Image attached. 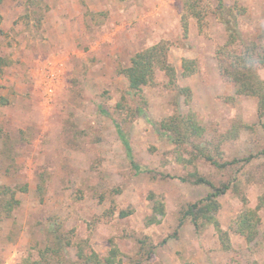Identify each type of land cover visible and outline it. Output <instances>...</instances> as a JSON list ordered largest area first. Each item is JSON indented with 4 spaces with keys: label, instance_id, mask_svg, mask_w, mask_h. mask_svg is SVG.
<instances>
[{
    "label": "rangeland",
    "instance_id": "1",
    "mask_svg": "<svg viewBox=\"0 0 264 264\" xmlns=\"http://www.w3.org/2000/svg\"><path fill=\"white\" fill-rule=\"evenodd\" d=\"M204 1L212 10L204 33L190 18L184 38V0H0V56L12 61L0 77V97L8 100L0 106V185L28 186L16 195L20 203L10 217L0 220V264L35 259L51 239V226L73 230L74 243L88 239L100 257L114 245L120 264H264V209L257 211L260 224L252 240L230 228L264 193V118L257 117L255 97L235 96L215 55L234 29L243 41L264 47V0ZM219 1L225 7L221 19ZM100 2L103 8L94 10ZM160 41L170 47L176 85L190 92L178 94L157 71L155 85L143 88L139 109L127 99V82L118 71ZM182 59L195 60L197 71L182 76ZM51 71L55 80L49 84ZM257 74L264 81V66ZM120 101L124 109L117 111ZM176 111L194 114L204 135L192 141L211 142L207 148L216 160L249 161L219 170L195 156L188 164V149L177 157L174 144L156 128ZM113 121L134 161L153 173H134ZM193 172L229 185L217 198L216 214L229 250L211 225L197 232L185 218L177 229L181 212L209 191L178 180H189ZM149 193L164 205L158 224L146 225ZM121 211L130 214L121 218ZM74 253L75 247L68 249L71 264Z\"/></svg>",
    "mask_w": 264,
    "mask_h": 264
},
{
    "label": "trees",
    "instance_id": "2",
    "mask_svg": "<svg viewBox=\"0 0 264 264\" xmlns=\"http://www.w3.org/2000/svg\"><path fill=\"white\" fill-rule=\"evenodd\" d=\"M183 15L180 18L183 37H187L188 20L191 18L195 21L198 31L204 33L206 26V17L211 14L210 4L204 0H184ZM224 4L219 1L217 5V14L221 19L224 13ZM229 14H233L228 9ZM241 46L236 49L234 45ZM169 45L165 41H160L155 45L136 52L131 58L129 65L118 71V74L124 76L127 82L126 97L128 100L135 102L139 109L144 102L143 88L152 87L155 85V74L161 71L167 78V86L173 88L178 94L189 93L188 88H181L176 85V72L172 65L168 62L167 54ZM215 55L218 60V69L221 76L235 86V96L255 97L257 100L256 114L259 120L264 118V81H262L257 71L264 66V47L254 41L245 42L241 39L237 29L228 31L225 43L218 47ZM12 61L7 57L0 56V77L3 70L11 65ZM181 75L188 76L197 71L195 60L182 59ZM8 100L0 97V106H6ZM117 111L123 110L122 102L115 105ZM104 114L106 112L101 110ZM115 129L121 144L124 147L126 156L129 160L131 168L135 174L153 173V171L142 168L133 158L131 147L125 134L121 131L118 122L113 121ZM264 127V125H261ZM156 128L166 134L176 147L177 157H182L179 153L185 152L188 149L187 163L193 162L192 157L203 159L216 169L222 170L239 163H246L248 158L232 159L230 161H218L207 148L211 142H206V146H202L199 141H192L201 138L204 135V128L197 122L194 114L180 113L176 111L172 116L162 119L156 123ZM2 136V132L0 131ZM5 138V136H4ZM9 143L8 138L6 141ZM223 141H218L215 146V151L220 156V144ZM6 146V143L5 145ZM183 158V157H182ZM183 160V159H182ZM185 160V162H186ZM184 161V160H183ZM167 178H172L167 176ZM189 180L178 178L180 182H190L193 185L207 186L208 193L196 203L188 205L182 212L177 223V229L182 227L185 218H189L195 230L198 232L207 225L213 226L223 250H229L228 233L222 231L216 214L220 208L217 198L224 195L229 185L222 183L220 185L213 184L209 179L201 176L197 172H193ZM41 180V179H40ZM43 182V178H42ZM41 183V182H40ZM42 186H38L41 190ZM28 190L27 184L17 187H4L0 185V220L10 217L12 212L19 206V200L16 197L18 193H25ZM155 195L149 193L148 200L152 203L151 215L146 219V225L158 224L160 218L164 216V205L162 200H155ZM244 205L246 201L243 199ZM264 209V193L258 197L255 209L244 208L243 211L236 216L231 225V230L245 237L247 240H252L258 234L260 218L257 211ZM130 213L121 211V218L128 216ZM50 241L47 245L37 251L35 259H23L19 264H71L68 254V249L75 247V264H120L119 251L112 245L108 253L104 257H100L89 246L88 239L74 243V231H65L61 226H51L48 230ZM183 264H192L184 262Z\"/></svg>",
    "mask_w": 264,
    "mask_h": 264
},
{
    "label": "built area",
    "instance_id": "3",
    "mask_svg": "<svg viewBox=\"0 0 264 264\" xmlns=\"http://www.w3.org/2000/svg\"><path fill=\"white\" fill-rule=\"evenodd\" d=\"M55 80V73L53 71H51L48 75H47V83H52ZM46 89L47 91H51V85L48 86V84L46 85Z\"/></svg>",
    "mask_w": 264,
    "mask_h": 264
},
{
    "label": "crops",
    "instance_id": "4",
    "mask_svg": "<svg viewBox=\"0 0 264 264\" xmlns=\"http://www.w3.org/2000/svg\"><path fill=\"white\" fill-rule=\"evenodd\" d=\"M99 5H100V7H95V8H94V10H97V11H98V10H100V9H102V8H103V6H102V5H103V3H102V2H100V3H99Z\"/></svg>",
    "mask_w": 264,
    "mask_h": 264
}]
</instances>
